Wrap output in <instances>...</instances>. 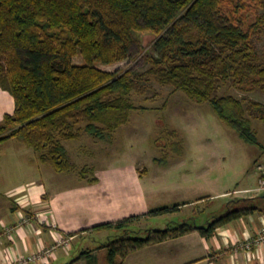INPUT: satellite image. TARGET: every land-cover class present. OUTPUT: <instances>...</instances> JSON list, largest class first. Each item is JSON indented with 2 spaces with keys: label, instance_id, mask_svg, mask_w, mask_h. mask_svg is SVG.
<instances>
[{
  "label": "trees",
  "instance_id": "trees-1",
  "mask_svg": "<svg viewBox=\"0 0 264 264\" xmlns=\"http://www.w3.org/2000/svg\"><path fill=\"white\" fill-rule=\"evenodd\" d=\"M224 1L0 0V89L14 103L12 114H5L0 124V147L15 139L56 173H69L73 165L63 142L77 139L81 130L99 139L113 135L131 111L142 108L133 104L132 95L144 94L143 83L150 78L197 103H209L245 143L258 145L244 99L214 93L218 82H231L241 92L264 90V56L251 43L253 29L264 32V16L245 30L240 19L236 24L223 15ZM142 36L154 38L147 55L151 67L145 73L107 72L95 66L127 60ZM78 55L81 65L73 63ZM251 105L261 108L264 122V106ZM86 171L80 170L81 178ZM238 213L229 211L207 226L179 223L145 239L117 240L107 250L108 264H124L131 251L193 229L210 236ZM126 222L91 229L122 228ZM90 256L81 253L70 264Z\"/></svg>",
  "mask_w": 264,
  "mask_h": 264
},
{
  "label": "rangeland",
  "instance_id": "rangeland-1",
  "mask_svg": "<svg viewBox=\"0 0 264 264\" xmlns=\"http://www.w3.org/2000/svg\"><path fill=\"white\" fill-rule=\"evenodd\" d=\"M222 13L233 23L240 19L246 30L264 16V0H225ZM255 30L251 32V43L263 58L264 32ZM153 40L152 36H142L127 60L95 66L107 72L143 74L151 67L147 55ZM73 63L81 65L83 61L78 55ZM143 84L145 93L132 95L133 104L142 108L131 111L128 122L113 135L99 139L81 130L77 139L63 142L73 165L69 173H56L38 160L36 152L15 139L0 147L3 199L7 189L41 184L61 222L70 221L69 227L79 234L96 225L127 221L122 228L88 233L74 240L69 246L70 260L96 251L98 259L91 263L108 264L107 250L117 240L145 239L155 230L176 228L179 223L207 226L241 207L231 199L245 195L233 191L255 185V158L264 152V122L259 118L263 111L251 102L264 106V90L241 92L231 82H218L214 93L216 97L244 99L258 143L251 145L222 122L209 103H197L153 78ZM13 105V100L0 90V124L4 114L13 112ZM82 168L88 169L84 180L79 174ZM227 192L222 198L218 196ZM161 207L168 211H155ZM149 245L135 256L142 264H154L150 255L156 249ZM128 247L125 244L124 251ZM117 259L121 261L122 257ZM166 264H170L168 259Z\"/></svg>",
  "mask_w": 264,
  "mask_h": 264
},
{
  "label": "crops",
  "instance_id": "crops-1",
  "mask_svg": "<svg viewBox=\"0 0 264 264\" xmlns=\"http://www.w3.org/2000/svg\"><path fill=\"white\" fill-rule=\"evenodd\" d=\"M4 93L12 99L8 93ZM262 154L255 158L257 163H264V152ZM253 182L256 185V181ZM227 194L228 192L218 196L222 198ZM48 196V191L40 184L7 189L5 199L0 197V264H18L21 258L42 254L44 250L56 245L58 237H71L72 246L74 240L87 236L88 233L100 232L89 230L79 234L73 231L69 227L70 221L61 222L52 209ZM232 200L236 206H241L235 209L239 210L238 218L218 224L210 236H203L197 229H193L178 238L149 245L156 249L150 255L153 263L166 264L168 259L170 264H264V242L258 241L264 229V193L237 196ZM74 233L78 234L69 236ZM246 244H249V250L245 248ZM146 247L148 246L133 251L130 256L128 254L123 259L124 264H142L141 258L135 256ZM69 248L58 247L51 251L52 254L44 262L36 264H55L57 261L59 264H70L72 260ZM91 255V261L96 262L97 252ZM88 259H80L72 264H93Z\"/></svg>",
  "mask_w": 264,
  "mask_h": 264
},
{
  "label": "built area",
  "instance_id": "built-area-1",
  "mask_svg": "<svg viewBox=\"0 0 264 264\" xmlns=\"http://www.w3.org/2000/svg\"><path fill=\"white\" fill-rule=\"evenodd\" d=\"M255 172L257 173L256 185L253 188L235 191L234 193L245 195V196H256L264 193V163H258L255 167ZM71 237H58L56 240V245L49 250H44L42 254L29 256L28 258L19 259L18 264H36L37 262H44L46 257L50 256L51 251L58 247H68L70 246ZM259 242H264V229L261 231ZM245 248L249 250V244L245 245Z\"/></svg>",
  "mask_w": 264,
  "mask_h": 264
}]
</instances>
